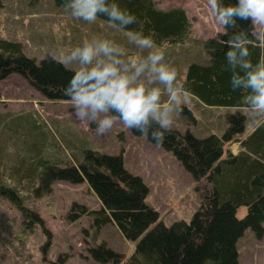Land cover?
Segmentation results:
<instances>
[{"label": "rangeland", "instance_id": "1", "mask_svg": "<svg viewBox=\"0 0 264 264\" xmlns=\"http://www.w3.org/2000/svg\"><path fill=\"white\" fill-rule=\"evenodd\" d=\"M155 2L162 10L184 9L189 20L190 33L185 41L160 44L166 60L177 68L178 78L183 81L190 63L209 61L203 43L216 38L224 31V26L216 22L208 0ZM94 35L125 44L131 55L138 51L128 41L125 29L114 28L99 17L94 21L73 17L70 9L56 0H3L0 8V39L21 43L25 54L38 62ZM65 66L75 70L77 65ZM163 98L166 99V93ZM182 108L171 129L181 133L189 131L202 139L211 134L222 135L229 127L228 115L237 111L246 115L245 131L225 144V153L238 154L242 150L241 141L258 125L247 108L209 106L190 93ZM89 150L121 155L124 167L148 186L146 203L159 212L167 226L192 220L201 202L199 189L203 183L198 184L173 153L151 143L146 136L135 135L119 120L106 133L97 134L94 122L76 118L70 100L48 99L20 75L12 74L0 80V171L4 172L3 177H11V167L19 163L20 154L25 151L34 155L39 151L41 159L47 158L50 164L65 165L73 164ZM21 173L20 169L15 173L18 181ZM9 182L17 184L12 179ZM19 183L27 197L29 193L23 192L27 180ZM52 189L43 197L29 196L24 202L39 213L46 229L41 225L25 229L21 211L9 199L0 196V264H52L62 253L68 256L65 264H104L89 252L92 246L102 243L122 256L118 264H133L130 258L136 243L127 240L116 225L108 224L97 231L88 217L68 219L74 203L92 210L101 208L99 198L87 183L61 180L54 182ZM246 213L247 208L242 207L238 216L242 218ZM237 249L239 264H264V235L258 238L247 229Z\"/></svg>", "mask_w": 264, "mask_h": 264}, {"label": "trees", "instance_id": "2", "mask_svg": "<svg viewBox=\"0 0 264 264\" xmlns=\"http://www.w3.org/2000/svg\"><path fill=\"white\" fill-rule=\"evenodd\" d=\"M65 4V0H56ZM137 16V21L126 28L151 34L157 44L183 42L190 33V23L182 8L162 10L155 0H118ZM227 2V0H226ZM3 0H0V8ZM99 18L109 21L105 13ZM250 21L237 19L234 26L224 27L216 38L204 41V52L209 61H193L188 65L183 80L188 93L209 106L246 108L241 97L245 94L230 85L231 70L227 66L223 43L233 31L247 28ZM251 57L258 59L261 49L252 45ZM74 70L53 57L38 62L27 56L19 42L0 39V80L17 74L51 100H69L62 91ZM229 127L222 134L200 138L191 132L170 129L163 144L154 143L175 155L200 187L201 202L190 222L176 221L167 226L157 210L146 203L149 188L141 177L129 172L121 155L86 151L73 164L59 165L41 159L38 154L25 151L19 163L11 167V177L0 171V196L9 199L21 211L25 229L45 223L37 211L24 202L29 196L43 197L52 192L56 181L78 184L85 182L100 200L101 208L88 209L74 203L67 215L88 217L97 231L114 224L123 236L135 242L130 258L133 264H239L237 243L247 229L258 238L264 235V120L241 141L238 154L224 151L226 143L243 133L247 117L237 111L228 115ZM135 135L136 130L130 129ZM33 154V155H32ZM22 170L24 177L16 172ZM26 172V174H25ZM19 174V173H18ZM16 181V186L9 182ZM22 179V180H21ZM27 180L23 192L20 181ZM242 207L247 213L240 218ZM92 229V230H93ZM87 233V232H86ZM97 233V232H96ZM46 234L50 235L47 231ZM90 242V241H89ZM92 257L101 263L118 264L121 255L105 244L92 246ZM67 254H60L52 264H65Z\"/></svg>", "mask_w": 264, "mask_h": 264}, {"label": "clouds", "instance_id": "3", "mask_svg": "<svg viewBox=\"0 0 264 264\" xmlns=\"http://www.w3.org/2000/svg\"><path fill=\"white\" fill-rule=\"evenodd\" d=\"M208 5L225 28L237 19L250 21L249 27L233 31L223 41L224 56L231 70V88L245 93L241 99L259 124L264 120V0H208ZM65 7L85 21L105 13L114 28L125 29L128 41L138 49L131 55L125 44L94 35L52 53L62 64L77 65L62 88L76 118L94 122L95 132L101 135L119 120L163 144L188 94L177 68L166 60L163 46L151 34L125 27L135 23L137 16L118 0H65ZM252 45L261 49L255 61Z\"/></svg>", "mask_w": 264, "mask_h": 264}]
</instances>
